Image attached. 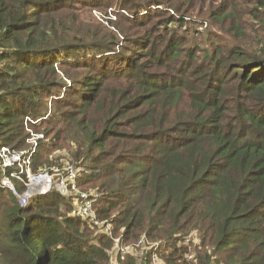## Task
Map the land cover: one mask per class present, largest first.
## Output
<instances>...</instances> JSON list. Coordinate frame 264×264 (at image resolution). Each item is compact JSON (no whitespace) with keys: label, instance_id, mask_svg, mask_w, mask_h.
Here are the masks:
<instances>
[{"label":"trees","instance_id":"trees-1","mask_svg":"<svg viewBox=\"0 0 264 264\" xmlns=\"http://www.w3.org/2000/svg\"><path fill=\"white\" fill-rule=\"evenodd\" d=\"M171 1L0 0V147L27 146V116L41 119L31 124L39 128L55 118L58 106L87 113L113 98L99 131L85 116L74 118L75 110L68 116L83 130L73 141L83 139V153L89 149L93 156L78 185L83 191L88 183L102 187L93 209L98 219L111 221L112 234L96 232L90 221L72 215L71 196L53 191L23 207L0 185V264H110L107 251L121 228L123 246L142 233L164 240L144 261L128 254L124 264H152L155 253L167 264H264V57L251 66L240 47L214 42L203 49L192 42L186 48L180 29L166 25L176 21L182 29L196 14L189 7L173 15L178 8ZM84 3L93 9H138L135 15L148 9L140 22L145 31L137 40L140 50L108 55L115 33L84 24L75 12ZM167 11L160 24L148 25ZM227 15L213 11L206 20ZM235 28L241 33L240 23ZM91 49L95 54L88 57ZM102 54L105 58L97 57ZM72 56L101 78L80 74L66 88L71 99H56V112L44 119L49 97L67 85L56 66L71 65ZM109 78L127 81L128 88L106 96ZM59 131L54 127L47 134L59 138ZM112 140L118 146L108 150ZM45 150L40 146L33 156L34 171ZM194 230L196 253L186 244L164 248L169 239Z\"/></svg>","mask_w":264,"mask_h":264},{"label":"rangeland","instance_id":"rangeland-1","mask_svg":"<svg viewBox=\"0 0 264 264\" xmlns=\"http://www.w3.org/2000/svg\"><path fill=\"white\" fill-rule=\"evenodd\" d=\"M229 1L230 4L233 6V1L236 3V8H232L231 5L226 2ZM264 1V0H263ZM171 4L178 10H175L173 12V15L179 16L180 13L183 14L185 9L192 7L193 8V14H196L193 16V19L187 18L188 20L194 21L192 23L191 21H188L189 23L186 24L185 27L182 29L179 27L178 22H170L166 25L167 28H170L172 30L180 29V34L184 35L186 38V48L193 47V43L196 46H199V48H207L209 49L211 46H213L214 42H219L223 46L231 47H240V52H243L247 57L246 61L249 65L255 66L254 63L258 60H262L264 57V51H262L263 46L262 43V37L264 36V2H252V1H244V0H192L190 2L189 0H186V3L184 1H181V3L177 4L175 1H171ZM78 9H76L78 14L82 15V19L84 24L90 25V27H103L107 32L113 31L115 33L117 42L115 45L114 50L107 51L108 55H112L113 52H117V54L121 53H128L129 49L134 50L133 52L128 53L130 56L134 55V52L137 50H140L141 46L136 45L137 40H140L143 38L144 35V27L140 24L142 16L146 14L148 9L144 11H138L140 12V15H135V12L138 9L135 10H123L121 7L117 6V8H96L93 9L88 4L77 5ZM157 7V8H156ZM151 6L150 9L154 11H166L161 6ZM162 8V9H161ZM142 9V8H141ZM259 11L257 12V10ZM173 11V10H172ZM219 12L228 14L223 21H215L210 19L207 21L206 19L210 17L211 12ZM233 11V12H231ZM179 12V13H178ZM190 12V13H191ZM167 12H162L158 14L157 16L153 17L151 21L148 23L150 26L153 24V22L160 24L161 21L164 19L163 16H168ZM205 17V18H204ZM207 17V18H206ZM230 17H235V20H232ZM232 22V23H231ZM240 23L241 24V33H238L235 26ZM152 26V25H151ZM162 29H164V25L161 26ZM235 28V30H234ZM100 51L101 49H97ZM95 50L91 49V52H88V54L85 51V54L88 57H92L95 53H93ZM83 52V51H81ZM201 56L203 55L204 51L202 50ZM73 52H71V55ZM105 55H97V57H104ZM115 62L119 59L117 55L111 56ZM72 59L69 60L68 64H61V66H56L57 71L60 75L61 81L66 82V87L59 89L58 93L59 96L49 97V99L46 102L47 106V113L44 117L47 118L49 114H53L56 112V99L63 100L64 98L68 99L73 96V93L71 90H67V86L71 85V81L75 78H78L80 74H86L90 75L92 77H97L98 72L93 71L92 69H89V67L83 66L84 63H79L81 60L78 59L75 62H72ZM102 58V59H103ZM232 59V57H229L227 60ZM260 58V59H259ZM124 59V58H123ZM67 60V57L63 56V61L65 62ZM256 60V61H255ZM252 61V62H250ZM123 62V61H122ZM233 62V61H232ZM238 62V61H237ZM117 63H121V61H117ZM79 65V66H78ZM64 68L67 71V75L64 74L62 71L59 70ZM116 69V68H115ZM89 70V71H88ZM93 72H92V71ZM101 78V77H97ZM195 81V77L191 78ZM106 84L108 86L106 96L111 95L116 90H124L128 85L127 81L118 79V78H109L106 81ZM105 84V88H106ZM201 84V83H200ZM128 91V90H127ZM131 91L129 90L128 93ZM71 99V98H70ZM113 100V98H112ZM111 100V101H112ZM110 101V102H111ZM110 102L107 103V105H100L98 103L93 104L88 108L87 113L82 112V110H78L77 108H67L65 106H58L57 115H55V118L50 122H45L39 126V128H34L32 125H30L31 132L27 129V134H30L31 138L32 136H36V134L43 135V139L40 141L41 149H45L44 158H42V162L39 164V167L35 173L38 172H50V173H59L65 170V168L68 165H73L75 168L79 171V174L81 175L83 172L85 173L88 168L91 166L92 161L91 158L93 156L91 155V151L89 149L83 153L84 148L87 147L85 144V141L83 139L79 142H74L75 134H80L82 136V129L78 126L76 128V123L73 122V119L68 118L69 116V110L73 111L74 118L82 119L84 116L86 117V121H92L94 129L96 131H99L103 127V117L104 112L106 109L110 108ZM103 106V109L102 107ZM81 111V113H80ZM54 117V116H53ZM41 120V119H40ZM40 123V122H38ZM75 124V125H74ZM26 125V124H25ZM27 127V126H25ZM56 127L59 128V134L60 137L57 138L55 135L54 139L52 138V132L50 134H47L48 130H51L52 128ZM123 130V129H122ZM29 138L26 141L27 146L23 149H20L19 151L26 154L28 148L31 146V139ZM52 143V144H51ZM53 143L55 144L53 146ZM112 145H110L107 149L108 150H114L116 148V140L111 141ZM39 146V147H40ZM118 146V145H117ZM39 148H37L36 152ZM93 150V149H91ZM96 148L94 149L95 153L99 152V150ZM81 151V155L77 158L76 152ZM118 152V150H117ZM118 154V153H117ZM111 160V159H110ZM33 162V160H32ZM116 162V161H115ZM114 162V163H115ZM117 163V162H116ZM33 166V163H32ZM87 189H89L87 192L89 193H96L99 195V187H96L94 183H88L85 186ZM102 189V187H100ZM8 191V190H7ZM98 197V196H97ZM116 213V211H114ZM112 212V214H114ZM102 226H108L109 232L105 233L101 227H96V232L99 231L102 234L111 235L112 234V223L111 221L107 220H101ZM101 228V229H100ZM125 231V228H121L119 233L117 234L116 238V244L119 246L127 248V255L131 254L134 255L136 260L140 263L141 261H144L146 259L147 252L149 249L160 251L161 246L164 245V240L161 239H150L147 237L146 233H142V235L137 239L132 241V244L123 246L119 239H121V234ZM191 232V231H190ZM198 233L196 230L192 231L188 235H176L173 238L169 239V243H166V246L164 248L166 249H173L172 246H170L172 243L176 244L178 246H181L183 244L189 245L193 248L194 252L196 253V250L194 249L196 246V243H198ZM172 242V243H171ZM115 245V244H114ZM110 261V264H112V260L114 261L116 259L117 250H115V247H111L107 251ZM192 258L191 260H195L196 256H193L190 254L189 256ZM159 258L164 262L163 264H167L164 259L161 258L159 255ZM151 262V261H150ZM181 264H184L182 261Z\"/></svg>","mask_w":264,"mask_h":264},{"label":"built area","instance_id":"built-area-1","mask_svg":"<svg viewBox=\"0 0 264 264\" xmlns=\"http://www.w3.org/2000/svg\"><path fill=\"white\" fill-rule=\"evenodd\" d=\"M38 120L27 116L25 119L27 130L31 132L30 125L37 123ZM30 139L32 141L30 142L31 146L26 154L6 146L0 147V168L2 169L0 185L10 190L23 207L28 206L35 198L53 191L62 196H71L73 198L72 215L90 221L95 227H101L102 221L97 218L93 209L98 194L83 191L79 187L78 178L80 174L73 165H68L64 171L56 174L47 171L35 173L32 159L40 146L43 135L36 134ZM101 228L105 233L109 232L108 226L103 225ZM114 247L117 250V255L116 259L112 260V264H124L123 259L127 256V248L116 243ZM163 263L157 253L153 254L152 264Z\"/></svg>","mask_w":264,"mask_h":264}]
</instances>
